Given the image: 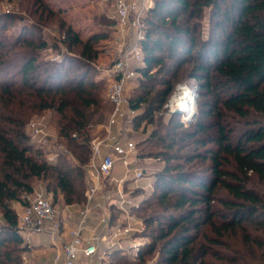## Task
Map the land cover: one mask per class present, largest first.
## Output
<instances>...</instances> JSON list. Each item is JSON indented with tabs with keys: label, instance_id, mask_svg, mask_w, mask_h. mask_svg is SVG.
Instances as JSON below:
<instances>
[{
	"label": "trees",
	"instance_id": "obj_1",
	"mask_svg": "<svg viewBox=\"0 0 264 264\" xmlns=\"http://www.w3.org/2000/svg\"><path fill=\"white\" fill-rule=\"evenodd\" d=\"M30 1L39 23L25 25L15 40L0 36V75L13 69L20 76V82L0 80V264H23L28 246L12 202H22L34 179L46 182L55 204L84 205L89 125L112 112V104L100 102L101 82L90 78L98 57L94 44L107 34L83 39L60 22L61 43L78 55L40 68L39 50L49 42L35 33L56 13L45 0ZM142 48L130 106L138 110L136 126L157 121L149 139L159 145L155 157L163 167L149 189L132 191L142 195L134 210L147 240L133 258L113 250L106 264H264V194L248 186L252 177L264 182V0H154ZM185 71L197 92L196 116L188 125L162 113ZM17 105L56 110L62 143L78 163L61 153L49 161L34 148L27 112ZM232 161L236 168H225ZM221 187L231 197L218 196Z\"/></svg>",
	"mask_w": 264,
	"mask_h": 264
},
{
	"label": "built area",
	"instance_id": "obj_2",
	"mask_svg": "<svg viewBox=\"0 0 264 264\" xmlns=\"http://www.w3.org/2000/svg\"><path fill=\"white\" fill-rule=\"evenodd\" d=\"M114 5L119 33L124 40L128 34H132L134 39L120 50L119 56L107 69L108 75L112 78L108 88V99L112 104L110 125L118 119L136 115L138 112L130 106V99L126 96V85L138 77L137 68L143 64L142 40L145 36V18L154 5V0H114ZM182 85H187L192 89L196 101V89L188 84L179 83L165 103L162 113L179 114L180 120L184 124H189L184 119L182 111L177 110L173 103V99ZM29 130L31 138L41 148H45L49 144L54 147L55 152L51 153L50 161L55 160L60 153L73 156L70 149L62 143V136L58 132L51 131L44 119L31 120ZM72 137L77 138V133H73ZM90 145L91 155L86 166L87 199L83 207L76 213L78 216L76 226L65 225L66 222L74 219L75 214L71 205H64L61 210H58L52 194L43 187H34L31 192L22 195L21 209L17 212L18 231L28 247L31 237L35 234H46L53 240L62 242L64 238H67L63 242L64 256L56 254L52 264H81L80 256L91 259L98 255V246L95 243V239L98 238H85L83 231L86 229L87 220L95 209L94 199L108 178H111V183H115L119 187V193L114 202L127 218V223L119 226L110 224L106 216L101 218L99 223H107L110 226L109 234L104 237L108 248L124 251L133 249L135 253L141 247V243L138 242L125 244L132 232L138 231L132 227L133 213L131 211L139 205L136 196L132 194L131 190H125V186L131 176H133V180H138L147 173L145 168L132 167L131 157L137 150V145L133 141L123 145L119 138L110 135L106 139H92ZM106 147L109 148V151H104ZM118 160L124 164L126 172L121 178H113L111 174ZM108 198L111 196L107 195L106 199ZM140 223L142 224V222ZM106 254L107 252L104 251L101 259ZM103 264L106 263L103 262Z\"/></svg>",
	"mask_w": 264,
	"mask_h": 264
},
{
	"label": "rangeland",
	"instance_id": "obj_3",
	"mask_svg": "<svg viewBox=\"0 0 264 264\" xmlns=\"http://www.w3.org/2000/svg\"><path fill=\"white\" fill-rule=\"evenodd\" d=\"M45 2H47L49 8L56 13V17H53L51 21L45 26L40 24L41 26L38 27L40 31L37 30L35 33V36L43 35L49 42L48 47L39 50L38 62L41 65L40 68L47 67L53 62L61 60L65 54H71L73 56L78 55L77 50H68L67 47L61 43V29L59 27L60 22L63 21L65 25H71L75 30L80 32V35L83 39H87L93 34H107L106 38H103L94 44V47L98 50V57L91 64L92 70L90 72V78H94L95 80L101 82L99 85L100 89L98 91V95L100 96V102L102 106L107 105L108 108L111 107V103L108 99V88L112 78L108 75L107 69L119 56L120 50L124 48L128 42H131L134 39L132 34H128L124 40L119 33L115 19L114 0H45ZM32 10L33 8L30 0H0V36L3 38V40L5 38L15 40L25 25L27 26L31 23H39L37 21V16L35 17L32 14ZM208 15L209 9L206 11V19L203 18L202 20V29L204 30L205 36H207L209 28ZM5 76L6 78H13L20 82V76L17 75L15 77L13 69L6 73V75L5 73H2V75H0V80H3ZM193 82L194 79L189 78L187 72L185 71L182 72L175 86L181 83L188 84L193 88ZM138 86L139 78L131 80L127 83L126 96L129 99L133 97V94ZM15 108L16 110L27 112L25 129L29 135V143L34 146V148L41 150L43 155L50 161L51 153L55 152L54 147L49 144L45 148H41V146L31 138L29 123L33 119L41 118L44 119L51 131L58 132L59 115L57 114L56 110L46 109L43 111H33L31 109H27V111H25L24 108L21 106L19 107L18 105ZM142 111L143 108L140 110V112ZM137 114L138 112L136 115ZM157 115L158 116H156V118L161 119V112H159ZM164 115L167 119L171 114ZM176 115L180 117L179 114ZM134 118L135 115L125 116L115 121L112 125H110V114H107L104 122L101 123H98L96 118L94 123L89 125V137L91 140L106 139L110 135L114 136L115 138H119L123 145H127L129 142L133 141L137 145L136 153L142 154L141 157H148L149 155H152L149 157L158 159V157L155 156L160 150V147L155 143V141L149 139L151 131L156 126L157 121L153 122L152 124H147L146 121H143L136 126V121H134ZM150 151L153 153L148 154ZM69 160L73 164L78 163L75 157L70 156ZM142 165L144 167H148L146 163ZM225 168L234 170L236 167L232 161L231 163L225 165ZM117 175H123V171L119 172ZM152 181L153 175L147 171L146 175L138 180H133V176H131L130 181L127 183V188L131 191L136 190V188L146 189L148 184H151ZM33 186L35 188L43 187L47 190L46 182L42 179H34ZM248 186L255 188L257 191L264 194V182L259 181L256 177H252L249 180ZM100 193H103V189L100 191ZM118 193L119 187L115 184V187L111 193V198L107 199V202L102 206V210H104V214L108 222H110L111 217H113L114 224L119 226L126 224L127 218L124 216L123 212L115 206L114 201L118 196ZM216 193L218 196L227 198L231 197L229 192L223 187L219 188ZM141 196V194L136 195L138 202ZM93 203L96 204L97 200L94 199ZM12 206L15 208L16 212H19L21 209V202L13 201ZM56 206L58 210H61V203L56 204ZM131 212L133 213V218L131 219L132 227L138 231H133L129 238L130 241L125 242V244L129 245L131 242H138L141 243L142 246V244L147 240L142 236L143 225L140 223L142 222V218L140 217V214L134 209ZM101 218L102 215L99 214L94 219H88L86 224V228L88 229L83 232V236L91 234V231L89 230L90 226L98 224ZM4 222L5 220L0 211V228ZM98 231L101 233H106V235L109 233L105 224L99 225ZM35 240H39L41 243L46 242L44 241V235L41 234L33 235V241ZM95 243L98 246V254L102 255L105 251L104 246L99 244L97 241H95ZM115 249L117 248H107V254L104 257L106 263L111 260L110 254ZM121 251L128 254L131 258L135 256L133 249ZM148 264H154V261L151 259Z\"/></svg>",
	"mask_w": 264,
	"mask_h": 264
},
{
	"label": "crops",
	"instance_id": "obj_4",
	"mask_svg": "<svg viewBox=\"0 0 264 264\" xmlns=\"http://www.w3.org/2000/svg\"><path fill=\"white\" fill-rule=\"evenodd\" d=\"M104 151H109V148H107V147L104 148ZM136 151L131 157L132 167L145 168L153 176H154V173L156 171L162 169L163 162H161L158 159H154L153 157H149V156L148 157H141L142 154H140V153L137 154ZM144 163H146L148 167H144L142 165ZM121 171H123V175H117ZM125 172H126V168H125L124 164L121 161L118 160L116 162V164H115V167H114L113 171H112L111 177H113V178H121V177H123L125 175ZM110 179L111 178H108L104 182V186L102 188L103 189V193L99 192L97 194V196L95 197V200H97V203L95 204V206H94L95 209H94V211H92L91 216H90L89 219H94L99 214H101L102 217L105 216L104 210H102V206L107 202V199H106L107 195L111 196L112 195L111 193H112V191H113V189L115 187V184L111 183ZM152 182H151V184H148L146 189H149L151 187ZM125 190H129L127 188V184L125 186ZM82 207L83 206H71V208H72V210H73L75 215H74V219L73 220H71L69 222H66V224H65L66 226H69V227L76 226L77 220H78V216H77L76 213ZM116 208H117V206H116ZM103 224L106 225V228L110 232L109 224L107 225V223H102V224L98 223V224H96L94 226L91 225L90 229H89L91 231V234L84 235V237L88 238V239L89 238H93V237H97L98 239H95V241H97L99 244L103 245L104 246V250L107 251L108 243H107V241L104 238V237H106V233H101V232L98 231L99 230V225H103ZM110 224H114V222H111V220H110ZM86 229H88V228H86ZM86 229H84V231ZM41 235H44V238H45L44 241H46V242H42L41 243V241H39V240L33 241V236H32L31 240H30V244H29L28 250L25 251L24 254H23V264H52V260H53V258H54V256L56 254H61L62 257L64 256L63 242H65L67 240V238H64L63 242H62L61 240H53L50 236H48L46 234H41ZM129 241L130 240H126V242H129ZM102 255L98 254V255L94 256L93 258H91V259H87V258H85L83 256H80V263L81 264H103V262L106 263L104 258L101 259Z\"/></svg>",
	"mask_w": 264,
	"mask_h": 264
},
{
	"label": "bare ground",
	"instance_id": "obj_5",
	"mask_svg": "<svg viewBox=\"0 0 264 264\" xmlns=\"http://www.w3.org/2000/svg\"><path fill=\"white\" fill-rule=\"evenodd\" d=\"M173 103L177 110L182 111L184 119L190 122V119L196 113L195 94L192 89L187 85L180 86Z\"/></svg>",
	"mask_w": 264,
	"mask_h": 264
},
{
	"label": "water",
	"instance_id": "obj_6",
	"mask_svg": "<svg viewBox=\"0 0 264 264\" xmlns=\"http://www.w3.org/2000/svg\"><path fill=\"white\" fill-rule=\"evenodd\" d=\"M195 116H196V113L192 116V118L190 119V122L189 123H191L193 121V119H194Z\"/></svg>",
	"mask_w": 264,
	"mask_h": 264
}]
</instances>
